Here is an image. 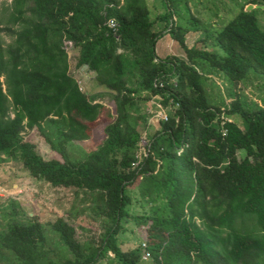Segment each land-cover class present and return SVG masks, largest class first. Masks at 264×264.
Returning <instances> with one entry per match:
<instances>
[{
  "label": "trees",
  "instance_id": "16d2710c",
  "mask_svg": "<svg viewBox=\"0 0 264 264\" xmlns=\"http://www.w3.org/2000/svg\"><path fill=\"white\" fill-rule=\"evenodd\" d=\"M180 1L170 0L160 17L186 57L161 58L164 30L155 31L147 0H14L10 22L21 26L10 28L15 40L7 48L0 42V74L7 76V92L0 82V162L20 161L53 186L91 194L109 220L99 242H82L74 224L58 217L50 223L65 249L58 257L47 248L45 224H12L1 245L22 264H264V98L249 101L235 90L264 75V8L246 9L264 0H249L207 33L204 46L191 47L186 34L200 26L183 21ZM175 14L182 20L174 22ZM69 42L78 49L77 66L94 72L116 103L103 142L82 158L66 146L90 139L106 107L70 73ZM225 74L233 100L219 104L208 86ZM143 97L157 100L153 108L174 109L154 134ZM35 127L63 158H45L24 138ZM148 133V154L137 164ZM137 188L148 202L134 216L147 228V243L124 249L119 234Z\"/></svg>",
  "mask_w": 264,
  "mask_h": 264
},
{
  "label": "rangeland",
  "instance_id": "374dc122",
  "mask_svg": "<svg viewBox=\"0 0 264 264\" xmlns=\"http://www.w3.org/2000/svg\"><path fill=\"white\" fill-rule=\"evenodd\" d=\"M249 0H181L180 3L186 6L182 10L183 21L194 20L200 26L198 31H189L186 34L188 46H204L207 33L215 28H220L224 23L233 18L239 11L240 6L245 5ZM151 10V17L156 20L154 29L157 32L164 30L167 22L160 17L169 8L170 0H147ZM255 6L259 4H254ZM14 0H0V42L2 47L7 48L13 43L15 36L10 32V28L18 29L21 23L12 24L10 16L14 9ZM170 10L173 12L174 4L171 2ZM257 8V7H256ZM247 9V7H246ZM187 18V19H186ZM261 24L264 27V11L259 14ZM174 22H179L182 18L175 14ZM169 29L164 30L157 43V55L159 57L180 56L186 57L181 44L173 38ZM209 49L219 50L222 54L225 51L220 46L210 45ZM69 50L70 73L77 79L83 91H86L92 100L105 104L106 110L96 123L91 138L82 142L68 144L66 149L71 157L82 158L88 151L96 148L103 142L105 137L104 128L106 123L115 114L116 103L114 94L105 87L98 84L94 72L88 67L77 66L78 49L72 48V44L67 43ZM254 70L250 72L253 73ZM3 90L7 92V76L0 74ZM209 90L214 101L222 104L231 103V86L229 77L212 76L209 81ZM236 91L251 101L262 103L264 98V75H253L249 79L236 86ZM142 109L149 108V132L155 133L161 129L160 120L162 115L171 114L174 109L169 107L153 108L151 105L157 100L140 98ZM10 107L9 113L13 117L12 98L7 102ZM176 109V108H175ZM155 113V114H154ZM152 114V115H151ZM154 114V115H153ZM242 125V119L233 118ZM147 132V131H146ZM146 139H150V134H145ZM23 136L26 140L33 142L38 151L48 159L63 158L60 153L52 149V146L39 128L25 129ZM241 156L243 153L240 154ZM136 187V186H135ZM132 204L129 206L132 216L126 223L125 230L119 234V240L124 249L144 245L147 240V228L141 227V222L134 218L135 215L143 214L148 207V202L140 196V190L131 191ZM97 201L91 194L80 192L75 193L72 188H61L53 186L45 179L37 178L24 168L20 161L7 159L0 162V262L3 264H22L15 254L1 245V238L9 227L14 223H29L34 219L39 220L46 226L48 237L47 248L51 250V255L58 257L65 252L60 243L59 236L50 227L58 217H64L73 223L77 229V237L80 241L93 240L99 242L106 229L109 227V220L99 214ZM146 236H145V233ZM147 243V241H146ZM107 260L104 259L103 263Z\"/></svg>",
  "mask_w": 264,
  "mask_h": 264
},
{
  "label": "built area",
  "instance_id": "2783aa9c",
  "mask_svg": "<svg viewBox=\"0 0 264 264\" xmlns=\"http://www.w3.org/2000/svg\"><path fill=\"white\" fill-rule=\"evenodd\" d=\"M108 25L113 28V29H117L118 27V24L116 21L114 20H110L108 22ZM69 44H72L71 42H69ZM156 98H160V96H156ZM158 106L161 108L162 105L159 103ZM155 114V113H154ZM153 114V115H154ZM169 119V115L165 114V115H162V118L161 120H168ZM160 120V121H161ZM148 149H149V143H148V140L146 139V136L143 137L142 141H141V150L138 154V162L137 164L140 163V161L143 159L144 156H146L148 154ZM143 246H146V242H144V245ZM150 252H146L145 255H144V259H149L150 258Z\"/></svg>",
  "mask_w": 264,
  "mask_h": 264
},
{
  "label": "water",
  "instance_id": "95a60500",
  "mask_svg": "<svg viewBox=\"0 0 264 264\" xmlns=\"http://www.w3.org/2000/svg\"><path fill=\"white\" fill-rule=\"evenodd\" d=\"M256 7H262V8H264L263 5H257V6H255L254 4H249V5L247 6V10H252V9H254V8H256Z\"/></svg>",
  "mask_w": 264,
  "mask_h": 264
},
{
  "label": "crops",
  "instance_id": "0c3cea01",
  "mask_svg": "<svg viewBox=\"0 0 264 264\" xmlns=\"http://www.w3.org/2000/svg\"><path fill=\"white\" fill-rule=\"evenodd\" d=\"M162 58V57H161Z\"/></svg>",
  "mask_w": 264,
  "mask_h": 264
}]
</instances>
